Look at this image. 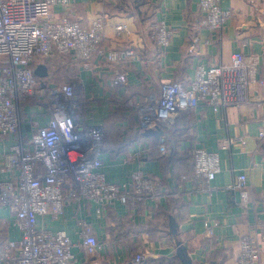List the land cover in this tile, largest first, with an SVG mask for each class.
<instances>
[{
  "label": "crops",
  "instance_id": "0c3cea01",
  "mask_svg": "<svg viewBox=\"0 0 264 264\" xmlns=\"http://www.w3.org/2000/svg\"><path fill=\"white\" fill-rule=\"evenodd\" d=\"M199 1L69 0L67 7L57 4L54 8L55 15L67 13L84 27L105 14V47H135L139 60L130 69L125 87L114 84L115 66L95 58L92 68L84 69L81 61L65 56L80 96L89 99L88 122L103 129L107 125L103 154L107 181H128L131 173L142 169L163 183L160 197L146 200L136 215L121 203L98 212V205L85 201L67 205L58 219L51 214L40 217V226L70 236L76 244L74 254L79 264H134L135 255L143 249L148 253L145 264H182L177 256L179 245L186 247L194 264H237L244 235L260 240V264H264V139L259 137L264 128V63L256 74L263 84L254 87L251 103L218 112L201 104L179 112L168 134V157L160 155L156 142L159 138L146 136L145 131L144 138L134 137L138 128L134 114L127 107L115 106L118 100L142 103L151 96L159 98L163 80H189L200 67L228 64L234 53L249 58L264 56V0H221L231 17L220 33L199 28ZM155 21L174 29L165 49L151 37L150 25ZM120 23L132 33L130 37H116L114 28ZM43 66L42 82L47 77ZM231 139H243L245 144H229ZM11 143L10 139H0V158ZM195 148L220 156L221 171L209 189L193 179L181 181L182 176L193 173ZM241 173L248 176L247 207L242 206L240 193L228 188ZM6 178L8 175L0 172V181ZM82 221L89 223L106 245L88 261L79 246ZM208 223H218L211 238L205 235ZM20 239L21 232L9 208L0 205V247Z\"/></svg>",
  "mask_w": 264,
  "mask_h": 264
},
{
  "label": "built area",
  "instance_id": "2783aa9c",
  "mask_svg": "<svg viewBox=\"0 0 264 264\" xmlns=\"http://www.w3.org/2000/svg\"><path fill=\"white\" fill-rule=\"evenodd\" d=\"M57 4L67 7L69 0H0V139L12 140L0 158V172L8 175L0 181V205L9 208L21 232L19 241L0 247V264H79L70 236L40 226V217L51 214L58 219L67 205L85 201L98 205V212L121 203L136 215L146 200L157 199L163 192L162 181L142 169L131 173L128 181L108 182L104 129L88 122L87 102L77 99L75 83L51 86L35 75V61L57 52L81 61L84 69H91L95 58L115 66L114 84L125 87L130 69L139 60L131 44L105 47V14L84 27L67 13L55 15ZM199 6V28L220 33L231 12L222 8L221 0H200ZM150 26L153 41L160 48L168 47L174 29L165 22ZM114 29L117 38L132 34L122 23ZM261 63L264 56L249 58L237 52L228 64L200 67L189 80H163L159 98L151 96L145 104L129 99L121 105L135 109L138 127L144 130L171 128L179 112L201 104L218 112L251 103L254 87L263 84L256 78ZM120 103L116 101L115 106ZM259 137L264 139V128ZM238 142L245 144L243 139H231L229 144ZM159 151L170 153L164 136L159 138ZM192 152L193 173L181 181L193 179L209 189L221 171L220 156L202 148ZM228 188L238 191L242 206L247 207L246 173ZM217 226L208 223L205 235L213 237ZM79 234L87 261L106 246L86 221L80 223ZM261 252L260 240L244 235L237 264H260ZM146 254V249L138 252L134 264H145Z\"/></svg>",
  "mask_w": 264,
  "mask_h": 264
},
{
  "label": "trees",
  "instance_id": "16d2710c",
  "mask_svg": "<svg viewBox=\"0 0 264 264\" xmlns=\"http://www.w3.org/2000/svg\"><path fill=\"white\" fill-rule=\"evenodd\" d=\"M65 55L66 54H60V53L54 52L47 57H44L42 59H38L37 61H35L34 66H37L39 64H43L46 66L47 77L43 79V81L45 80L44 82L48 81L51 84H54L55 86L59 85L62 82H73L71 78V76L73 75H70V72H69L70 66L68 65V63L70 64V62H69V59ZM141 104H145V102H142ZM159 129L163 132L162 136H164L165 143L171 153L168 134L170 133L172 127L171 128L159 127ZM104 130H105V135H106L107 125L104 126ZM144 131L145 130L140 127L136 128L134 137H137L139 139L144 138V135H143ZM149 139H152V138H149ZM106 141H107V137H106ZM156 142L158 144V149H159V139H157ZM105 146H106V142L104 144V148ZM170 153L168 155H162L160 153V155L163 157H168ZM165 262L166 261H163L161 264H164Z\"/></svg>",
  "mask_w": 264,
  "mask_h": 264
},
{
  "label": "water",
  "instance_id": "95a60500",
  "mask_svg": "<svg viewBox=\"0 0 264 264\" xmlns=\"http://www.w3.org/2000/svg\"><path fill=\"white\" fill-rule=\"evenodd\" d=\"M146 136H155L160 138L163 135V132L157 129H146L145 130ZM177 256L181 259L182 264H194L192 259L190 258L188 251L184 245H179L177 248Z\"/></svg>",
  "mask_w": 264,
  "mask_h": 264
},
{
  "label": "rangeland",
  "instance_id": "374dc122",
  "mask_svg": "<svg viewBox=\"0 0 264 264\" xmlns=\"http://www.w3.org/2000/svg\"><path fill=\"white\" fill-rule=\"evenodd\" d=\"M44 71H45V67L43 66V65H37V67H35L34 68V72H35V75L38 77V79H40L42 76H43V73H44ZM76 86H77V84H76ZM78 87V86H77ZM77 90H78V97H77V99H79V100H81V99H83V100H85L86 102H87V105H88V97H79L80 96V94H79V89L77 88ZM124 102H123V100H121V103H120V106H118L116 109H121L123 106L121 105V104H123ZM116 104V103H115ZM132 106H130L129 107V104H128V106H127V108L126 109H128L131 113H133L134 114V110L135 109H132L131 108ZM134 108V107H133ZM116 109H114V111H116ZM143 109V108H142ZM141 109V110H142ZM88 110H86V112H87ZM120 111V110H119ZM85 115H87V114H85ZM136 115L134 114V116H132V118H134V123L136 124L137 123V125H138V122H137V119H136Z\"/></svg>",
  "mask_w": 264,
  "mask_h": 264
}]
</instances>
